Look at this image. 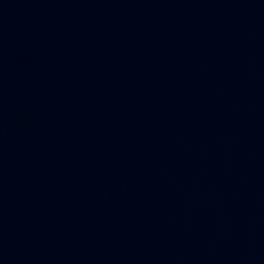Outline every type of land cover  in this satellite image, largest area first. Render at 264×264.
Instances as JSON below:
<instances>
[{
  "label": "water",
  "instance_id": "1",
  "mask_svg": "<svg viewBox=\"0 0 264 264\" xmlns=\"http://www.w3.org/2000/svg\"><path fill=\"white\" fill-rule=\"evenodd\" d=\"M0 264H264V0H0Z\"/></svg>",
  "mask_w": 264,
  "mask_h": 264
}]
</instances>
